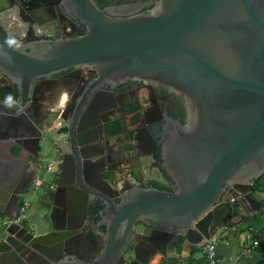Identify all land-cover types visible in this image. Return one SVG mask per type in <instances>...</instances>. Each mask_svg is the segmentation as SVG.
<instances>
[{
    "label": "water",
    "instance_id": "water-1",
    "mask_svg": "<svg viewBox=\"0 0 264 264\" xmlns=\"http://www.w3.org/2000/svg\"><path fill=\"white\" fill-rule=\"evenodd\" d=\"M13 1L0 0V16L12 24ZM43 1L56 3L86 32L24 44L38 37L29 35L16 45L11 27L0 23V264H163L217 238L235 221L234 211L257 209L262 198L252 186L264 174V0H154L152 7L105 8L95 0ZM144 6L150 9L139 12ZM71 68L91 70L98 87L142 81L183 97L186 123L172 121L162 145L176 190L121 185L115 194L84 176L101 200L98 221L87 219L91 198L69 195L67 205L61 196L64 205L50 227L44 230L41 218L30 228L32 221L27 226L15 219L41 174L30 161L31 177L17 189L22 170L16 153L38 161L40 147L59 149L62 137L69 140L66 127L43 126L45 118L35 111L45 110L38 93L49 79ZM59 170L55 190L47 189L43 200L73 184V166L70 174L64 164Z\"/></svg>",
    "mask_w": 264,
    "mask_h": 264
},
{
    "label": "flooded vegetation",
    "instance_id": "flooded-vegetation-1",
    "mask_svg": "<svg viewBox=\"0 0 264 264\" xmlns=\"http://www.w3.org/2000/svg\"><path fill=\"white\" fill-rule=\"evenodd\" d=\"M95 1L102 8L147 2H151L150 7L154 5V0ZM7 2L15 3L13 0ZM48 3L43 0H16L14 24L0 16L1 25L13 30L16 45L22 44V40L29 35L38 37L25 39L24 44L43 38L57 39L62 35L75 37L86 32L85 26L68 18L60 6ZM150 7L144 6L139 12H146ZM95 78L96 74L86 68L67 69L49 79L44 93H38L46 107L45 110L42 107L39 112L35 111V117H38V113L42 115L45 120L41 123L45 127L53 121L55 128L66 127L70 136L68 141L61 138L59 149L53 145L56 164L48 174L49 185L45 184L44 189L38 191L39 187H35L34 183L28 191L30 195L38 198L41 208L45 210L43 218L48 219L49 227L50 217L57 220L61 205H64L61 196L66 198V205L69 195L73 200L91 198V202L86 201L85 205L87 219L99 220L101 200L93 191L94 188L91 190V187L84 184V176L92 184L115 194L121 185L129 187L127 190H176L174 182L164 169L162 145L172 121L186 123L183 97L165 86L142 81H127L114 87H98ZM57 79L60 83L53 82ZM56 104L60 110H57L59 107ZM62 119H66L67 125ZM29 148H33L32 143ZM39 151L42 157L38 161L29 152L20 150L16 153V169L22 170L19 178L21 183L16 185L17 189L22 188V183L31 177V171L26 169V164L30 161L36 162L41 174L48 156L53 153L41 147ZM61 164H64L69 174V169L73 166V184L71 187L64 186L62 195L47 194L43 200L41 196L47 189L55 190ZM83 166L86 175L82 170ZM79 184H83L84 188ZM23 222L21 225L28 224ZM82 227L86 231L90 230L85 222Z\"/></svg>",
    "mask_w": 264,
    "mask_h": 264
},
{
    "label": "crops",
    "instance_id": "crops-1",
    "mask_svg": "<svg viewBox=\"0 0 264 264\" xmlns=\"http://www.w3.org/2000/svg\"><path fill=\"white\" fill-rule=\"evenodd\" d=\"M45 150L53 152L48 156V160L55 157L54 146H49ZM48 160L41 171V179H37L34 184L35 187H39L40 190L38 189V191H41V188L44 189L45 185L43 183L49 185L47 181H49L50 176L48 174L50 173L46 171ZM23 198L30 200L28 219L25 221H32L33 224L37 223L45 215V210L41 208L36 195L28 193ZM260 201L254 212L234 211L235 221L227 224L222 234L215 238L216 252L220 257L221 264H264V247L252 248L250 246L252 239L255 238L251 230L264 231V208H261ZM0 222H2L1 219ZM42 222L44 223V230H46L47 225L49 227V221L47 218H43ZM197 251L192 252L189 256L175 255L174 258L168 259L163 264H195L199 259V256H196Z\"/></svg>",
    "mask_w": 264,
    "mask_h": 264
},
{
    "label": "built area",
    "instance_id": "built-area-1",
    "mask_svg": "<svg viewBox=\"0 0 264 264\" xmlns=\"http://www.w3.org/2000/svg\"><path fill=\"white\" fill-rule=\"evenodd\" d=\"M56 164V158H51L48 160L46 171L47 173H50L53 171V167ZM262 178V179H261ZM261 186L260 189L264 190V174L261 177ZM50 183L49 181H47ZM26 196V195H25ZM264 199V197L262 198ZM261 199V200H262ZM30 207V200L22 198L19 204V211L18 215L16 217L17 222H23L26 220L28 209ZM27 216V217H26ZM253 236L255 238L252 239L250 246L252 248L263 246L264 247V231H254L251 230ZM201 252V257L198 259L197 263L195 264H221L220 257L218 256L216 252V241L211 240L206 242L201 248L198 249Z\"/></svg>",
    "mask_w": 264,
    "mask_h": 264
},
{
    "label": "rangeland",
    "instance_id": "rangeland-1",
    "mask_svg": "<svg viewBox=\"0 0 264 264\" xmlns=\"http://www.w3.org/2000/svg\"><path fill=\"white\" fill-rule=\"evenodd\" d=\"M49 159V158H48ZM41 178V176L39 177V179ZM260 179L258 180V181H256V182H258V183H260ZM46 183H43V185H45ZM257 193H259L260 194V197L261 198H263L264 197V190H262V189H260V187L258 186V189H257V191H256ZM260 206H261V208L263 209L264 208V199H262L261 201H260ZM260 208V207H259ZM27 216H28V213H27ZM26 216V217H27ZM29 227L31 228V227H33V223H30L29 224ZM197 254H196V256H199V258L201 257V252L198 250L197 252H196ZM195 254V253H194ZM193 254V255H194Z\"/></svg>",
    "mask_w": 264,
    "mask_h": 264
},
{
    "label": "trees",
    "instance_id": "trees-1",
    "mask_svg": "<svg viewBox=\"0 0 264 264\" xmlns=\"http://www.w3.org/2000/svg\"><path fill=\"white\" fill-rule=\"evenodd\" d=\"M102 8V7H101ZM262 179V178H261ZM260 179V180H261ZM258 186L260 187L261 186V181H260V183H258V182H255L254 184H253V186H252V191H254V192H256L257 191V189H258ZM257 193V192H256Z\"/></svg>",
    "mask_w": 264,
    "mask_h": 264
}]
</instances>
